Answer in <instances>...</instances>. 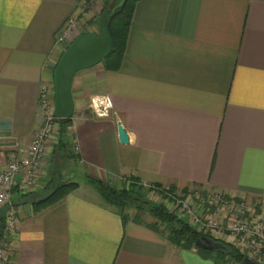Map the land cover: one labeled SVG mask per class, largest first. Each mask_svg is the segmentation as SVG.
I'll list each match as a JSON object with an SVG mask.
<instances>
[{
	"label": "crops",
	"instance_id": "obj_1",
	"mask_svg": "<svg viewBox=\"0 0 264 264\" xmlns=\"http://www.w3.org/2000/svg\"><path fill=\"white\" fill-rule=\"evenodd\" d=\"M94 2L0 0V168L27 153L64 49L97 33ZM72 92L68 134L48 138L33 194L82 178L41 210L15 189L10 264H216L146 209L123 219L95 181L177 196L194 186L264 211V0H137L120 68L83 69Z\"/></svg>",
	"mask_w": 264,
	"mask_h": 264
},
{
	"label": "trees",
	"instance_id": "obj_2",
	"mask_svg": "<svg viewBox=\"0 0 264 264\" xmlns=\"http://www.w3.org/2000/svg\"><path fill=\"white\" fill-rule=\"evenodd\" d=\"M136 1L137 0H124L121 6L114 10L111 14L106 11L102 16V18L104 17V19H106L107 27L112 37L111 52L108 57L103 59L101 62L106 69L117 70L120 68ZM57 121L59 125V136L61 139H64L68 134L71 118H58ZM94 183L97 184L103 198L109 204L117 207L123 219H126L127 217L126 209L129 206H134L138 210L146 209L144 208L145 205L142 206L140 204L141 200L137 192V189L141 190L146 188L142 184L135 182L129 187L116 189L106 183H103L102 181H95ZM48 184V189H46L42 195H31L30 193H27L28 197L34 196V198H31V201L37 210H41L58 202L79 185L77 181H62L57 179L48 181ZM148 189L152 190V188ZM146 210L155 216L161 224L170 225L171 223L176 222V227L170 226L171 230L169 238L179 246L196 248L205 257L214 260L216 264H240L244 258L239 251L229 246H226L224 249L214 251L197 248L195 246V242L202 233L198 232L194 228L192 229L188 224L168 211L164 205H152ZM1 216L5 217V215Z\"/></svg>",
	"mask_w": 264,
	"mask_h": 264
},
{
	"label": "built area",
	"instance_id": "obj_3",
	"mask_svg": "<svg viewBox=\"0 0 264 264\" xmlns=\"http://www.w3.org/2000/svg\"><path fill=\"white\" fill-rule=\"evenodd\" d=\"M64 40L65 32L59 35L58 43H62ZM99 108H101V113L107 110V106L102 101H99ZM39 109L42 125L34 134L27 153L20 158L9 161L3 168H0V209L7 208L5 228L0 238V264H10V256L7 252L11 250L10 242L18 228L17 215L11 206L14 191L18 189L22 193H28L38 187V174L48 157L45 144L58 127V118L54 115V97L51 96L46 87L42 89ZM216 199L221 201V205L232 201L226 198ZM246 211H248L246 214L238 211V214L242 216L233 223L230 229L232 232L243 236L242 245L249 251V257L260 264H264V211H258L254 208L244 210V212ZM217 224V222L211 223L210 226H218ZM219 229H221V225H219Z\"/></svg>",
	"mask_w": 264,
	"mask_h": 264
},
{
	"label": "rangeland",
	"instance_id": "obj_4",
	"mask_svg": "<svg viewBox=\"0 0 264 264\" xmlns=\"http://www.w3.org/2000/svg\"><path fill=\"white\" fill-rule=\"evenodd\" d=\"M124 0H95L94 2V10L97 15V19L91 27L95 32L99 33L100 31V20L104 13L108 11L111 14L114 10L121 6ZM74 178L73 180H79L82 176ZM40 178V177H38ZM57 180H66L64 178H57ZM68 181V180H67ZM39 183V181H38ZM49 184L45 183L42 191L48 189ZM34 190L28 192L33 194ZM140 204L142 206L145 205L144 208H149L152 205H164L168 211L173 213L179 219L188 224L192 229H196L198 232L211 236L222 244L233 249L239 251L244 257H249V251L245 249L242 245L243 236L241 234H236L232 232L230 227L233 223L238 220L242 215L238 214V211H242V214L248 213V211L244 212L246 209L254 208L258 209L254 206L251 201L247 200H232L227 204L221 205L218 199L214 198L212 195H209L208 192L204 191V189L194 186H188L182 191V195H165L160 191L145 189H137ZM27 195V193H26ZM6 207L0 209V217L1 215L6 214ZM238 210V211H237ZM217 222L218 226H210L211 223ZM161 223V222H160ZM164 227H167V231L170 233V226L176 227V222L171 223L170 225L162 224ZM219 225H221V229H219ZM10 255V251L7 252ZM258 258H260L258 256ZM264 259V257H263ZM261 260V259H260ZM264 262V261H263Z\"/></svg>",
	"mask_w": 264,
	"mask_h": 264
},
{
	"label": "water",
	"instance_id": "obj_5",
	"mask_svg": "<svg viewBox=\"0 0 264 264\" xmlns=\"http://www.w3.org/2000/svg\"><path fill=\"white\" fill-rule=\"evenodd\" d=\"M112 37L106 19L100 20L99 33H81L64 49L53 70L55 97L54 115L57 118H72L75 102L72 92L76 74L86 68L96 66L108 57L111 52ZM122 143L129 142V136L122 124L118 126ZM5 228V217H0V238ZM195 246L200 249L214 251L224 249L225 245L211 236L201 234ZM240 264H260L245 256Z\"/></svg>",
	"mask_w": 264,
	"mask_h": 264
}]
</instances>
